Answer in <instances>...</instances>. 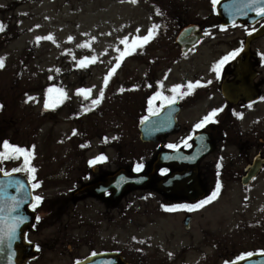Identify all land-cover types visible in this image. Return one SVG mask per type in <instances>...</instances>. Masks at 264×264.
Returning <instances> with one entry per match:
<instances>
[{"label":"rangeland","instance_id":"rangeland-1","mask_svg":"<svg viewBox=\"0 0 264 264\" xmlns=\"http://www.w3.org/2000/svg\"><path fill=\"white\" fill-rule=\"evenodd\" d=\"M0 21L6 25L0 31V57H4L0 142H15L33 153L32 163L48 197L57 189L66 192L76 187V178L97 153L107 157L105 170L146 164L153 145L139 140L136 125L147 107L146 96L158 79L163 80L164 89L193 78L201 82L185 99L179 116L184 125L200 117L207 107L222 106L219 83L214 79L218 75L216 60L235 44L233 38L247 31L246 27L219 28L210 0H0ZM186 21L198 23L206 36L182 55L174 37ZM152 24L160 26L156 35L125 56L105 86L104 77L119 55L116 48L125 47L122 38L129 37L131 43ZM49 33L54 40H36ZM85 41L91 46L80 47ZM255 45L257 69L263 78L261 94L239 125L249 139L257 141L246 150L239 149L235 128L228 129L230 138L224 136L223 121L212 130L216 148L201 160L199 169L207 189L217 179L222 188L214 202L192 215L189 230L183 227V214L168 215L161 210V203L166 202L156 194L132 191L108 212L87 199L72 205V213L55 211L59 222L49 227V215L41 212L42 226L32 233V238L45 246L53 235L64 247L72 236L86 240L72 253L42 248L30 264H67L72 256L86 253L92 236L110 230L117 234L130 264H219L231 251L264 248V167L249 186L239 184L243 167L256 150L264 152V58H259L264 57V35ZM85 56L96 60L77 67ZM52 86L67 94L54 111L43 107ZM79 88L91 89V95L78 93ZM101 88L104 97L93 106L91 101ZM86 103L87 111L83 108ZM180 136L172 134L167 140ZM218 163L222 165L219 169ZM82 222L86 226L80 228ZM91 243L95 244V236ZM152 244L156 246L146 247Z\"/></svg>","mask_w":264,"mask_h":264},{"label":"flooded vegetation","instance_id":"flooded-vegetation-1","mask_svg":"<svg viewBox=\"0 0 264 264\" xmlns=\"http://www.w3.org/2000/svg\"><path fill=\"white\" fill-rule=\"evenodd\" d=\"M239 44H240V42H239ZM242 46H243V44H242ZM251 49H252V46H251ZM232 61H233V58L229 59L228 61H226L224 63L223 74H224V76H227L225 81L233 82V85H235V84H238L239 82H238V79H236V77L234 75L230 74L231 72H233ZM246 74L248 76V79H247L248 82L247 83L251 85L252 91L257 92V77H258L257 76V52L253 51V49L250 52L249 64H248V68L246 70ZM251 75H252V78H251ZM250 78H251V82H250ZM262 79H263L262 77L259 79L258 85L261 84ZM240 91L241 92H239L238 101H236L234 103H232L231 101H228V100L225 101V104L223 107V124H225L224 136L227 138H230V134H229L228 129L233 130V128H235L239 133V137H238V140H239L238 143H240L239 149L244 148L246 150V149H248L249 146L253 145L252 141L256 142L257 139L256 140L249 139L248 135L246 133L242 132V129H241V126L239 125V123L244 119L245 112L251 110L253 108L252 106L256 104L257 100L252 101V102H248L245 99L246 97H248L250 95L249 88L247 89L246 87H244ZM253 102H255V103H253ZM236 113H242L243 115L237 116ZM214 127H216V126H210L209 127L210 137H211V139H213V141H215V137L212 134V130L214 129ZM234 142H236V140H234ZM263 142H264V140H263ZM257 153L259 155H261L262 157H264V152L262 150H258V151L256 150V152L252 156V158L243 167L242 174L239 178V183L241 182L242 176L245 174L247 168L249 167V165L251 164L253 159L255 157L257 159ZM103 165H104V163L96 164L95 166H92V167L86 165L85 170H83V174L81 176H78L74 182L76 187L72 188L71 190H67L66 192H64V190H62V189H57V191H55V193L53 194L52 197H48V195L44 191V187H41V189L39 191V195L43 197V200L38 206H36L37 216L40 217L41 212L45 211L49 215V217H48V227H49V226L53 225L54 223L59 222V218L54 214L55 211L61 212V213H67V214L72 213L70 211L71 210L70 207L72 205H76V204L81 203L87 199L94 200L97 203H100L101 205H103L104 210L106 212H108L109 210H112L114 208H117L118 205H120V202L129 193H127L123 197V199H121L119 201L116 200L112 196L111 191L105 192V193H102L99 195H96V194H93L90 192L75 193V190L80 188L85 183H91L94 181H104L106 179V177H108L111 170L110 169L105 170L103 168ZM148 168H150L149 164H148ZM162 168H166V169H168V171L166 173H162L160 170L158 172H156L153 175L150 186H148L146 189H143L141 192H146L148 194V196L151 194H154V195L156 194V195L162 196L158 192V188L156 187L157 183L159 182V180L166 177L173 170V167H162ZM179 172H181V169H179ZM85 177H89V178L85 179ZM199 177L201 179V171L199 173ZM254 180H257V177ZM201 182L204 184L202 179H201ZM67 184H68V181H67ZM205 190H207V189H205ZM162 198L164 200H166L163 196H162ZM53 200H55V202H52ZM169 201H172L173 203H194V202H188L182 196L171 197V198H169ZM183 211L190 215V217H191L190 222H191L192 221L191 211H188L187 209H183ZM101 214L104 215V212L101 211ZM41 226H42V221H40V219L36 220L34 227L29 232V238L35 244V248L37 250L38 255L41 254L42 248H46V247L48 248L49 251H51V250L56 251L59 248L58 251L61 253H66V252L72 253L74 251L75 247L77 245H79L80 242H83L86 240L85 237H83L80 240V239H76L72 236L71 239L67 240V241H69V243H67L66 246L64 247L63 242L59 241L57 236L53 235L49 238L50 244H46V246L41 245L40 243H38V241H36L32 238V233L38 231L41 228ZM84 226H86L85 222H82L80 224V228H82ZM85 229H86V227H85ZM185 230H189V228H185ZM104 233L105 234L100 233V234H98V236H96V234L94 235L95 236V244L91 243V242H93V238H94V236H92L88 240L89 246H88L86 253H84L83 255H79V256H72V259L67 264H73L76 261L85 259V258L93 255V253L98 254V259L102 264H130V262L127 261V259L129 258L128 254L123 253L124 251L118 245L117 234L115 233V231L110 230V231H108V233H107V231H105ZM65 237L66 236H60L61 239H66ZM36 245H39V248H37ZM49 245H50V247H49ZM152 246H156V245L152 244V245H147L146 247L150 248ZM255 250H257V248ZM244 252H245V249H239V250L231 251V252H229L228 255L221 258V261L219 264H224L225 261H229L231 264L232 262H234L236 260V257L238 255H240Z\"/></svg>","mask_w":264,"mask_h":264},{"label":"snow or ice","instance_id":"snow-or-ice-1","mask_svg":"<svg viewBox=\"0 0 264 264\" xmlns=\"http://www.w3.org/2000/svg\"><path fill=\"white\" fill-rule=\"evenodd\" d=\"M132 2H135V0H132ZM212 3H213V5H215L217 3V0H212ZM241 8H242V10H239V15H247V11L250 10V11L256 12L257 14H259L261 16H264V0H243ZM156 11L158 14H162L161 10L159 8H157ZM5 27H6V25L2 21H0V31H3L5 29ZM37 27H39V26H37ZM159 27L160 26L157 24H152V26L147 30L146 34H144L142 36L134 37L131 43H129V37L125 36L122 38L123 42L125 43V47L123 48V50H121L119 47L116 48V51H117V53H119V55L116 57L114 67H112L104 77V85L105 86L108 84V80L113 75L116 68L120 66V63L124 59V57L131 54L132 52H134L138 47H141L142 45L148 43L156 35V31L159 29ZM221 27L222 28L226 27V25H222ZM137 31H139V30H137ZM251 31H255V29L253 28ZM42 39L54 40V36L52 33H49L46 37H42V36L36 37L37 41H40ZM68 39L72 40L73 37L69 36ZM91 39L95 40L96 37L93 36ZM85 45H87L89 47L91 46L88 41H85L84 44L79 45V46L83 47ZM240 51H241V48H236L232 52L228 53L225 57H223L217 63V65H215V70H216L217 74H219V71H220V68L222 67V65L226 61H228L229 59L234 58L235 55H237ZM95 60H96L95 56H90V57L85 56L80 60V63L77 64V67H81V68L86 67L88 63L94 62ZM3 67H4V57H0V68H3ZM200 83L201 82L199 80H197L195 82L188 81L187 82V91L183 90L185 88V85H183V84L172 85V88H171L172 95H165L161 91L155 92L153 94V96L149 97V99H148V105H149L148 111H149V113L155 114V112L159 111L158 108L153 107V101L160 99L166 104H172L176 101V99L182 98L183 96L191 93L193 91V89L197 85H199ZM150 86L151 85H149V87ZM133 87H139V86L134 85ZM123 90H124L123 88L120 89V91H123ZM76 91L78 93L85 94L86 96L91 95V89H89V88H79ZM48 94H49V98L46 99L44 102V107L46 109L57 107L58 104L63 102L64 98L67 95L62 88H56L55 86H52L48 89ZM103 97H104V90H103V88H101L99 90L98 96L91 101L92 105L95 106L96 104H98L100 102V100H102ZM29 99H32V97H29ZM261 99L264 100V97H261ZM162 106L163 105H161V107ZM0 107H3V106L0 105ZM87 110H89V109L87 107H85V111H87ZM220 111H221L220 108L212 109L199 122L196 123L195 128H197V129L203 128L210 121H214L217 113ZM236 115L242 116L243 114L242 113H236ZM142 119L147 120L148 117L145 116ZM191 139H192V137L189 136V137L185 138L184 140H182L181 143H183L184 147L190 148L192 145L190 143H188V141ZM201 139H203V138H201ZM167 147L175 150V149L180 148V144L169 143L167 145ZM32 155H33V153L25 147L10 143L8 140H4L2 142V150H0V159H4V158L10 159L13 157L19 158L20 156H23V158H24L25 169H13L12 171L28 170V171L34 173L35 168L30 167V159H31ZM165 158L166 159H175V158L194 159V157H177V156H166ZM104 159H107V157L100 155V156H97V157L93 158L92 160H90L89 163L95 164L96 162H98L100 160H104ZM143 167H144L143 164H137L136 165V171H140ZM220 167H222V165L218 163L217 168L219 169ZM160 171L162 173H166L168 171V169L162 168V169H160ZM5 175H8V173H5ZM30 179H34V177H30ZM10 183H11V181H10ZM16 183L18 185V190L24 187L22 182L17 181ZM39 186H40L39 182L34 183L32 185L33 188H37ZM221 188H222V183L219 179H217L214 190H212L209 195L200 199L199 201L194 202V203L166 204V205H163V207L169 211H175L178 209H187L188 211H193V210L201 208L204 205H206V204L212 202L213 200L217 199L218 195L221 192ZM15 199L16 198L13 197L14 201H15ZM245 199H247V197H245ZM42 200H43L42 196H40V195L34 196L32 207L35 208L36 206H38L42 202ZM18 207H19V203H14L12 205V209L18 208ZM26 219H27V217L14 216L11 218V221L9 223H7L6 228L0 227V241L3 240V236L6 234L8 237V242H9V247H10L11 246V240L13 238H15L16 229L19 227V224L22 223ZM39 219H41V217L36 216V220H39ZM133 239H135V237H133ZM36 247L39 248V245H36ZM261 251H264V249H262ZM12 255H13V253L10 252L9 253V260H11ZM93 255H95V253H93ZM169 255H171V253H169ZM251 255H252V253H250V252H244V253L238 255L236 257V260H242L244 257L251 256ZM224 264H230V262L225 261Z\"/></svg>","mask_w":264,"mask_h":264},{"label":"water","instance_id":"water-1","mask_svg":"<svg viewBox=\"0 0 264 264\" xmlns=\"http://www.w3.org/2000/svg\"><path fill=\"white\" fill-rule=\"evenodd\" d=\"M242 2L243 0L219 1L218 14L223 23L240 18L241 15H239V10H242ZM195 28L183 30L177 36V40L183 49L193 41L196 42L201 36V34L195 35L193 33ZM252 173L253 172L250 174ZM17 181L22 182L24 187L18 190ZM13 197L16 198L15 201L13 200ZM30 202L31 196L28 184L18 176L3 175L0 172V227L6 228L7 223H9L14 216L27 217V219L20 223L19 227L16 229V235L15 238L11 240L10 247L6 234L3 236V240L0 241V264H25L27 259L32 257L31 249L24 242V233L32 220V216L27 210ZM14 203H19V207L12 209ZM10 252L13 253L11 260H9Z\"/></svg>","mask_w":264,"mask_h":264}]
</instances>
